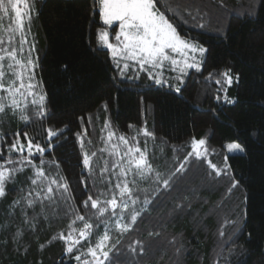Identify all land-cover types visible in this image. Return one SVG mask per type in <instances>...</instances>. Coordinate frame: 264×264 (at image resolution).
I'll list each match as a JSON object with an SVG mask.
<instances>
[{"label": "trees", "instance_id": "16d2710c", "mask_svg": "<svg viewBox=\"0 0 264 264\" xmlns=\"http://www.w3.org/2000/svg\"><path fill=\"white\" fill-rule=\"evenodd\" d=\"M34 6V25L25 42L26 52L30 50L26 58L38 60L33 92L15 96L30 121H20L19 110L16 116L9 115L0 125L5 137L0 150L5 158L10 155L8 147L17 132L25 144L27 132L33 144L46 146V130L58 131L52 147L35 163L40 165L42 158L46 176L58 181L63 176L68 183L64 196L71 198L66 202L57 198L55 206L45 202L47 219L37 216L33 231L19 208L8 216V205L24 194L21 188L31 186L34 170L29 167L18 174L0 202V224L8 223L0 231V264H78L74 256L87 253L104 231V224L96 227L97 209L90 202L85 208L83 201L88 195L99 197L101 204L113 194L118 202L128 199L121 198L115 187L124 181L134 196L143 201L147 195L151 203L130 204L123 223H130L133 210L141 215L128 232L115 227L119 216L101 217L111 221L109 243L120 240L110 253L113 264H264V0H158L157 7L181 37L208 49L199 71L186 69L183 76L167 73L164 84L143 69L133 78L118 75L115 59L101 42V32L110 29L114 35L118 24L109 27L104 22L101 0H36ZM0 17V38L5 41L0 47L12 51L15 12H0ZM4 57V81H8L14 75L7 64L15 68V62ZM226 71L239 80L228 85L222 75ZM0 95L6 101L11 98ZM109 131L114 133L111 141ZM199 140L207 143L208 154L193 151ZM115 141L122 145L120 155L112 151ZM230 143L241 144L244 151L230 153ZM129 147L139 148L133 156L139 158L142 152L155 170L146 179L136 176L135 165L128 163ZM85 152L96 153L91 176L82 163ZM181 163L185 169L171 176ZM105 167L108 171L101 175ZM122 171L127 174L120 175ZM157 172L171 176L170 188L155 182ZM235 181L239 183L233 188ZM39 212L37 205L34 211L28 209V216ZM77 213L94 225L91 245L82 240L69 254L66 241L58 237L69 232L78 237L83 222L76 220ZM18 229L23 235L17 242L13 237Z\"/></svg>", "mask_w": 264, "mask_h": 264}, {"label": "snow or ice", "instance_id": "6c2138e0", "mask_svg": "<svg viewBox=\"0 0 264 264\" xmlns=\"http://www.w3.org/2000/svg\"><path fill=\"white\" fill-rule=\"evenodd\" d=\"M157 2L158 0H101L102 13L105 23L111 24L113 21L120 22V32L115 37L117 41L121 40V36L123 37V41H121L123 47L120 50L123 51L127 57L137 60L140 68L147 71L149 77L155 79L156 83L164 84V80L156 78L152 75V68L162 67L164 61H169V63L174 66L181 64L183 65V67L179 69L181 76H183L184 70L186 68H194L199 71L203 55L208 51V49L203 47V45L181 37L177 31V28L174 26V22L171 21L165 15V13L160 11V9L157 7ZM20 4H23V11L19 7ZM32 7L33 6L30 4V0H0V12L7 14L10 10H13L15 12L16 21L15 30H19L22 34L25 28V19L30 26ZM0 19H2V17H0ZM103 35L106 39L107 34L105 33ZM11 40L12 37L9 36V44L11 43ZM22 42H26L23 40V35ZM4 43V39L0 38V45H3ZM109 47L113 46L109 44ZM0 52H5L7 57L14 61L16 65H19L20 68H29L30 70V67L34 66V62L31 59H27L26 64L17 59V50L15 48H13L12 51H7L6 48L0 47ZM116 52L117 48L113 47V54L115 55ZM170 52L180 54L183 59L177 60L173 58L169 54ZM189 52H198L201 56V60H197L195 56L189 57L187 55ZM4 59L5 57L0 55V61H3ZM189 59L192 61L191 63H189ZM145 65L149 67L145 68ZM8 68L12 69V74L16 77V79L4 81V65L3 63H0V92L7 93V95L11 97L6 101L5 97L0 95V125L6 121L9 115L16 116L18 110L20 111L19 120L29 123V116L24 114V109H21L20 103L17 101V99H15V96L17 94L23 95L21 89L27 88L30 90L33 85L31 83H28L27 85L25 84L23 73L17 72L13 64H8ZM123 68L127 69L128 64H124ZM222 75L226 78V83L228 85H231L234 79L236 81L239 80L238 76L233 77L229 75L227 71ZM209 78L211 79V75ZM29 79H31V76ZM17 80H19L18 85ZM215 83L220 84L221 81L216 80ZM175 90L178 93L181 91L179 87H177ZM40 99L42 101L43 96H41ZM217 99H219V97H217ZM225 99L228 100L226 96ZM228 102L231 103L233 101L228 100ZM46 131L49 140V144L46 146H41L39 143L33 144V138H29L27 132L23 133L24 140L26 141L25 144L20 139L21 133L17 132L15 133L12 144L8 147V152L10 155L5 158L2 150H0V202H3L7 196V185L9 183H15L18 174L24 172L26 168L29 167L34 170L32 176L29 177L31 186L27 189L21 188L20 191L24 194L18 196L11 202V204L8 205V216H13L16 209L19 208L25 224H27L28 227L33 231L35 230L37 224V216H44V218L47 219L45 202H47L49 206H55L57 205V198L65 202L71 198L70 196H64V193L68 192V183L63 176L60 177L59 181L55 178L46 176L44 168L40 166L45 164V161L42 158L40 159V165L35 163V158L37 156L42 157L46 149L52 147V138H58L60 135L58 131H54L51 128L47 129ZM144 134L152 135L147 131H145ZM113 135L114 133L109 131L108 139L111 140ZM77 136L80 138L79 142L83 148V138L79 133ZM4 139V134L0 133V141H3ZM119 139L123 141L125 145L128 144V140L123 135H121ZM197 143L199 145H203L205 141L199 140ZM113 147H115V145H113ZM228 148L230 151H244L241 144L239 143L230 144L228 145ZM134 152H140V149H133L132 147H129L127 152H125V155L130 157L128 163L130 165H135L136 176H139L141 179H146V174L155 170L152 168L151 164L148 163L146 156L142 152L139 158H135L133 156ZM11 153H18V156L13 158ZM197 155H199V153H197ZM94 156H96L95 152H93L91 156L87 152L83 153L82 163L88 169V174L90 176L93 172L91 162L92 157ZM121 159H123V157H121ZM51 163L55 164L56 162L52 161ZM8 165H11V167H8ZM211 167L216 169L217 166L215 164H211ZM184 169L185 164L181 163L179 167L176 168L175 172L171 174V176H174L176 172H182ZM107 171V167L101 169V175ZM126 174L127 173L123 171L120 173L122 176ZM217 174H219L218 170ZM171 176L162 177L161 174L157 172L155 176V182L162 184L165 189H168L171 187ZM134 182L135 181H133V183ZM238 183V181H235L232 184V187H237ZM53 186H55V190ZM115 187L119 189V195L121 198L127 196L128 199H121L118 202L116 195L113 194L111 199H107L103 202V204H101L99 197H97V199H93L92 195H88L87 199L83 201L85 208L89 206L90 202L91 208L97 209V212L94 214L98 221L96 227H99V224L102 223L104 224V231L102 234L97 235L94 246L87 247V253L80 251V254L74 256V259L78 262V264H105L106 261L108 264H113L112 259H110V253L116 249V245L120 243V240L117 239L115 243H109L112 239V237L109 235L110 229L108 227L111 221L107 218L101 219V217H105L106 214L108 216H119V219L115 220L114 222L115 227L121 233L128 232L131 229V226L136 223L137 217L141 215L140 211L133 210L130 214V223H123V213L129 209L130 204L136 205L137 203H151V200L147 195H145L143 201L140 200L139 195L134 196L133 189L129 187L127 181H124L122 185L121 183H117ZM229 191H231V189H229ZM158 194L159 193H156V195ZM100 195L103 194L101 193ZM37 205L40 207V212L29 217L28 209L31 208L34 211ZM109 208L111 209L110 212ZM117 208H120L121 212L118 213L116 211ZM76 220L83 222V228L78 230V237H74L72 232H69L67 236L61 233L58 237L59 239L66 241V251L69 254L73 253L75 246L81 244L82 240H88L89 244L91 245L89 238L93 234L94 225L85 220V217L83 215H79L78 213L76 214ZM75 222L76 221L73 220L72 224ZM7 227V222L0 224V231L5 230ZM71 227L72 225L70 224L69 228ZM72 231H77V229H72ZM22 235L23 231L18 229L13 239L18 242L19 237ZM136 243L139 244L140 242L137 241ZM41 247H43V245H41ZM131 250L136 251L135 248H132ZM141 251H143V249H141ZM114 254L118 255L119 250H117ZM82 256H90L91 260L87 258L82 260Z\"/></svg>", "mask_w": 264, "mask_h": 264}, {"label": "rangeland", "instance_id": "374dc122", "mask_svg": "<svg viewBox=\"0 0 264 264\" xmlns=\"http://www.w3.org/2000/svg\"><path fill=\"white\" fill-rule=\"evenodd\" d=\"M35 3H36V0H30V4L33 6L32 7V11H31V23H30V26L28 25L27 20L25 19V28H24L23 34L19 30H15V49L17 50V59L21 60V62L25 63V64H26V60L28 58H30L29 57L30 50L28 52H26V50H25V42H22V35H23V40L26 41V33L31 31L32 28H33L35 15H36L35 6H34ZM19 7L23 11V4H20ZM101 10H102V3H101ZM102 16H103V13H102ZM103 20H104V17H103ZM104 22H105V20H104ZM116 24H118V28H117L118 30H117V33H115V34L118 35L119 32H120V27H119L120 22L119 21H113L111 24H107V25L109 27H112V26H114ZM15 29H16V21H15ZM105 33L107 34V38L106 39H105V37L103 35ZM115 34L113 35L112 30H110V29L103 30L101 32L102 45L110 50L113 58L115 59L114 63H115V67L117 68L118 75L120 77H122L124 75L127 78H129V77L133 78L136 74H139V72L142 69L140 68L137 60H134V59H131V58L127 57L126 54L123 51L120 50L123 47L122 44H121V41H123V37L121 36V40L117 41L115 39V37H116ZM112 36H114V38H112ZM109 44H111L113 47L117 48V52H116L115 55L113 54V47H109ZM169 54L173 58H175L177 60H182L183 59V57L180 54H178V53H171L170 52ZM187 55L189 57L195 56L197 60H201V56H200V54L198 52L197 53L189 52ZM204 55H205V53H204ZM204 55H203V58H204ZM2 56H7V55H6V53H4V54H2ZM26 57H28V58H26ZM31 60H33L34 66H31L30 70H29V68H20L19 65L15 64L16 71L23 73V79H24V82H25L26 85L28 83H31V84L33 83V81H32V77L34 75L33 69L38 66V64H37L38 60L36 59V57H35V59L31 58ZM191 62L192 61L189 59V63H191ZM0 63H3V62L0 61ZM124 64H128V68L127 69L123 68ZM148 67L149 66L145 65V68H148ZM181 67H183L182 64L178 65V66H174V65H171L169 63V61H164L162 67L152 68L151 72H152V75L155 76L156 78L162 79V78H164V76H166L167 73H169L170 75H174V76L180 74V70L179 69ZM122 69H123V72H122ZM173 69H175V70H173ZM166 70H167V72L165 73ZM30 76H31V79H29ZM12 79H16V77L13 76ZM129 80L133 81L131 79H129ZM18 84H19V80H17V85ZM21 92L23 94H25V93L33 92V91H32V89L29 90V89L25 88V89H21ZM17 96H20V94H17ZM108 141H111V140L108 139ZM114 143L113 144L115 145V147H113V145H112V147H113L112 151L114 153H116V155H120L122 153L121 152V146L122 145H121V143L118 144L116 141ZM230 144H233V143H230ZM206 146H207L206 142L203 145H199L197 142H195V143H193V151L196 154L199 153V155H206V154L209 153L208 147H206ZM110 149H111V146L108 149V152L110 151ZM228 151L230 153L242 152V151H230L229 148H228ZM110 154H112V152H110ZM118 158L120 159V157L116 156L115 159H118ZM220 170H222V169H220Z\"/></svg>", "mask_w": 264, "mask_h": 264}, {"label": "crops", "instance_id": "0c3cea01", "mask_svg": "<svg viewBox=\"0 0 264 264\" xmlns=\"http://www.w3.org/2000/svg\"><path fill=\"white\" fill-rule=\"evenodd\" d=\"M118 30V29H117Z\"/></svg>", "mask_w": 264, "mask_h": 264}]
</instances>
